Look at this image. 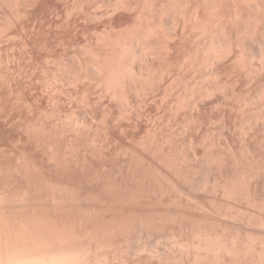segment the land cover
I'll use <instances>...</instances> for the list:
<instances>
[{"label":"rangeland","instance_id":"rangeland-1","mask_svg":"<svg viewBox=\"0 0 264 264\" xmlns=\"http://www.w3.org/2000/svg\"><path fill=\"white\" fill-rule=\"evenodd\" d=\"M41 2L0 0V247L264 264V0Z\"/></svg>","mask_w":264,"mask_h":264},{"label":"bare ground","instance_id":"bare-ground-1","mask_svg":"<svg viewBox=\"0 0 264 264\" xmlns=\"http://www.w3.org/2000/svg\"><path fill=\"white\" fill-rule=\"evenodd\" d=\"M64 1V0H63ZM74 2V1H73ZM44 3V2H43ZM43 3L41 2V0H26V8L28 7V9H25V10H22V12L23 13H21L20 15L17 13V22L18 23H20V24H24V21H25V19L26 18H28V20L30 21V22H32V23H36V21L37 20H39L38 19V15H39V13H38V10L40 11V9H39V7H41V5H42V7L41 8H43ZM59 3V2H58ZM1 4V3H0ZM7 4V3H6ZM72 4V3H71ZM78 4V3H77ZM68 5V4H67ZM82 5V4H81ZM91 5V4H90ZM95 6V5H94ZM94 6H92V7H94ZM115 6V5H114ZM124 7H125V4L123 5ZM122 6V7H123ZM127 6V5H126ZM9 7V6H8ZM11 7V6H10ZM130 7V6H129ZM25 8V7H24ZM23 8V9H24ZM91 8V7H90ZM112 8V7H111ZM121 8V7H120ZM47 9V8H46ZM51 9V8H50ZM96 9V8H95ZM127 9V8H126ZM99 10V9H98ZM119 10V9H118ZM90 11V10H89ZM125 11V10H124ZM123 11V12H124ZM132 11V10H131ZM136 11V10H135ZM18 12V11H17ZM61 12V11H60ZM70 12V11H69ZM16 13V12H15ZM41 13V12H40ZM58 13H59V11H58ZM56 15H58L57 14V12L55 13ZM122 14V13H121ZM4 15V14H3ZM70 15V14H69ZM89 15V14H88ZM6 16V15H5ZM34 16V17H33ZM41 15H39V17H40ZM59 16H62L60 13H59ZM65 16H67V17H65V18H67V20L66 19H64V17H63V19L64 20H66L67 22H69V23H67L66 21V23H67V25L69 24V26L70 25H73V22H72V24H71V22H70V19H69V16H68V14H66ZM100 16V15H99ZM33 17V18H32ZM70 17H72V16H70ZM133 17V16H132ZM264 17V16H263ZM45 18V17H44ZM57 18H58V16H57ZM59 18H61V17H59ZM92 18V17H91ZM96 18V17H95ZM42 19V18H41ZM39 20V21H43V20ZM81 19V18H80ZM61 20H62V18H61ZM60 20V22L61 23H58L57 25L59 26V27H65V29H67V28H69V26H65V22H64V20H62L61 21ZM12 21V20H11ZM38 21V22H39ZM95 21V20H94ZM222 21V20H221ZM220 21V22H221ZM262 21V20H261ZM25 22H28V21H25ZM65 24H64V23ZM83 22H85V21H83ZM113 22V21H112ZM17 23V24H18ZM31 23V24H32ZM222 23V22H221ZM257 23V22H256ZM12 24V23H11ZM56 24V23H55ZM55 24H54V26H55ZM77 24V23H76ZM257 24H259V23H257ZM26 25V24H25ZM33 25V24H32ZM37 25V24H36ZM48 25V24H47ZM18 26H19V24H18ZM57 26V27H58ZM94 26V25H93ZM13 27V26H12ZM20 27H21V25H20ZM32 27V26H31ZM37 27H38V25H37ZM46 27V26H45ZM63 27V28H64ZM67 27V28H66ZM113 27V26H112ZM225 27V26H224ZM16 28H17V26H16ZM16 28H14V29H16ZM24 28V27H23ZM26 28V27H25ZM41 28V27H40ZM43 28V27H42ZM53 28V27H52ZM60 28V29H61ZM93 28V27H92ZM114 28V27H113ZM228 28V27H227ZM37 29V28H36ZM223 29V28H222ZM1 30V29H0ZM5 30V29H4ZM21 30V29H20ZM40 30V29H39ZM105 30V29H104ZM245 30H247V29H245ZM64 31H67V30H64ZM69 31V30H68ZM67 31V32H68ZM76 31V30H75ZM222 31V30H221ZM251 31V30H250ZM24 32V31H23ZM40 32V31H39ZM61 32H63V30L61 31ZM88 32V31H87ZM97 32V31H96ZM224 32V31H223ZM66 33V32H65ZM64 33V34H65ZM68 33H70V32H68ZM225 33H226V31H225ZM224 33V34H225ZM246 33V32H245ZM13 34L15 35V36H20V32L19 31H17V29L16 30H14V32H13ZM40 34V33H39ZM53 34V33H52ZM95 34V33H94ZM13 35V36H14ZM57 35H59L58 33H57ZM66 35H67V37L68 38H66V37H64L63 35V37L59 40L58 38H60V37H57L56 39H58L59 41H61L62 43H64V42H66L68 39H69V37L71 36L72 37V35L70 34V36H68V34L66 33ZM65 35V36H66ZM82 35V34H81ZM32 36V35H31ZM45 36V35H44ZM220 36V35H219ZM223 36V35H222ZM70 37V38H71ZM12 38V37H11ZM37 38V37H36ZM38 38H40V37H38ZM55 38V37H54ZM225 38H226V35H225ZM41 39V38H40ZM40 39H39V42H40ZM66 39V40H65ZM72 39V38H71ZM76 39V38H75ZM86 39V38H85ZM7 40V39H6ZM44 40H45V42H46V38H44ZM58 40H55V41H57V42H59ZM70 40V39H69ZM167 40V39H166ZM36 41V40H35ZM34 41V42H35ZM55 41L53 42V44L55 43ZM73 40H71V41H68V45L70 46V44H69V42H72ZM4 42V41H3ZM44 42V41H43ZM44 42V45L46 44ZM48 42H50V40H48ZM60 42V43H61ZM78 42V41H77ZM36 43V42H35ZM42 43V41L40 42V44ZM60 43H58V44H60ZM61 43V44H62ZM73 43V42H72ZM218 43V42H217ZM39 44V45H40ZM48 44V43H47ZM52 43L50 42V45L48 44L47 46H44V48H45V50L46 51H51L52 49H54V46L55 45H58V44H54V46H53V44L51 45ZM67 44L65 45V47L67 46ZM43 45V44H42ZM72 45V44H71ZM143 45V44H142ZM38 46V45H37ZM36 46V47H37ZM39 47V46H38ZM56 47H58V46H56ZM71 47V46H70ZM63 48V47H62ZM106 48V47H105ZM140 49H142V48H140ZM35 50V49H34ZM117 50V49H116ZM44 51V50H43ZM45 52V51H44ZM47 52V53H48ZM54 52V51H53ZM112 52V51H111ZM143 53H145V51L143 52ZM143 53H141V54H143ZM216 53V52H215ZM218 53H219V51H218ZM217 53V54H218ZM51 54V53H50ZM49 54V55H50ZM58 54V53H57ZM239 54V53H238ZM109 55V54H108ZM144 56L143 57H145V54H143ZM45 56V55H44ZM101 56V55H100ZM139 56V55H138ZM147 56V55H146ZM152 56V55H151ZM207 56V55H206ZM107 57V56H106ZM142 57V56H141ZM142 57V58H143ZM211 57H213L212 55H211ZM217 57V56H216ZM218 57H220V56H218ZM223 57V56H222ZM226 57V56H225ZM48 58V57H47ZM97 58V57H96ZM188 58V57H187ZM99 59V58H98ZM146 59V58H145ZM145 59H143V61H144V64H146L145 62L147 61V60H145ZM205 59V58H204ZM223 59V58H222ZM103 60V59H102ZM102 60H101V62H102ZM214 60V59H213ZM213 60H211V62L213 61ZM224 60V59H223ZM262 60V59H261ZM104 62H105V59L103 60ZM205 61V60H204ZM100 63V61H97V64L95 63L94 64V67H96L95 69L97 70V71H99L101 74H102V76H103V74L105 75V74H107L106 72H108V71H110L111 70V72H113V73H116L117 75L118 74H123L124 75V73H125V71L129 68V67H131V66H128V65H130V63L129 64H127V63H124L123 62V65L121 64L122 62H120L119 63V65L118 64H114L115 63V61H114V63H109V61H107L106 60V62H108L107 64H106V62L105 63ZM110 62H112V61H110ZM131 62V61H130ZM142 62V61H141ZM35 63V62H34ZM90 63H92V62H90ZM208 63V62H207ZM212 63H214V62H212ZM111 64V65H110ZM135 64V63H134ZM133 64V65H134ZM143 64V65H144ZM190 64V63H189ZM208 64H210V63H208ZM113 65H116V67L115 66H113ZM124 65H127L128 67H126V68H124V70H123V66ZM132 65V66H133ZM112 66V68H110ZM213 66V65H212ZM211 66V67H212ZM37 67V66H36ZM140 68V67H139ZM169 68V67H168ZM133 69V68H132ZM192 69V68H191ZM205 69V68H204ZM209 69V68H208ZM216 69V68H215ZM242 69V68H241ZM260 69V68H259ZM113 70V71H112ZM134 70V69H133ZM133 70H132V72H133ZM150 70V69H149ZM212 70V69H211ZM210 70V71H211ZM115 71V72H114ZM207 71H209V70H207ZM212 71H214V70H212ZM37 72V71H36ZM98 72V73H99ZM124 72V73H123ZM128 72H130V70L128 71ZM147 72V71H146ZM244 72H246V71H244ZM97 73V72H96ZM109 73L110 72H108V76H109ZM137 73V72H136ZM185 73V72H184ZM207 73V72H206ZM205 73V74H206ZM210 73V72H209ZM100 74V75H101ZM110 74H112V73H110ZM129 74V73H128ZM135 74V73H134ZM133 74V75H134ZM204 74V75H205ZM208 74V73H207ZM112 75H114V74H112ZM125 75H126V73H125ZM179 75V74H178ZM203 75V76H204ZM210 75V74H209ZM214 75V74H213ZM107 76V75H106ZM131 76H132V74H131ZM134 76H137L136 74L134 75ZM141 76H142V74H141ZM177 76V75H176ZM183 76V75H182ZM116 77V76H115ZM139 77H140V75H139ZM146 77V76H145ZM193 77V76H192ZM199 77V76H198ZM210 77V76H209ZM208 77V78H209ZM99 78V77H98ZM104 78V77H103ZM127 78V77H126ZM186 78H188V77H186ZM123 79V78H122ZM136 79H138V77H136ZM136 79H134V80H136ZM146 79V78H145ZM128 80V79H127ZM189 80V79H188ZM122 81V80H121ZM129 81H131L132 82V79L131 80H129ZM99 82V81H98ZM145 82V81H144ZM208 82V81H207ZM130 83V82H129ZM118 84V83H117ZM110 85V84H109ZM85 87H87L86 85H85ZM116 87V86H115ZM134 87V86H133ZM84 89V88H83ZM87 90V89H86ZM36 96V95H35ZM36 100V99H35ZM27 245H29V244H27ZM26 245V246H27ZM26 246H15V248H13V249H8V247H3V248H1L0 247V264H41V262H37L36 260H34L35 258L33 257L34 256V251H33V248L31 249V248H29V247H26ZM37 262V263H36ZM44 263V262H43ZM44 264H47V263H44ZM48 264H49V262H48Z\"/></svg>","mask_w":264,"mask_h":264}]
</instances>
